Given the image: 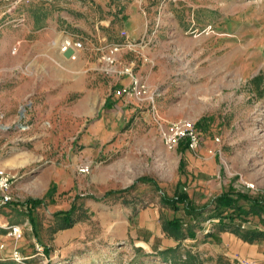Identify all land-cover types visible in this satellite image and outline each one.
Listing matches in <instances>:
<instances>
[{
	"label": "rangeland",
	"instance_id": "rangeland-1",
	"mask_svg": "<svg viewBox=\"0 0 264 264\" xmlns=\"http://www.w3.org/2000/svg\"><path fill=\"white\" fill-rule=\"evenodd\" d=\"M129 2L7 13L0 0V91L26 95L10 110L0 101V160L18 164L4 166L16 180L0 202V264H264V0H135L137 37L116 28ZM63 35L83 43L77 59L60 53ZM114 42L131 46L111 69L102 50ZM124 67L144 94L123 91ZM179 119L195 124L197 148L164 147L161 128ZM182 193L200 218L161 203ZM223 194L242 209L225 208L226 226ZM174 217L183 239L162 230Z\"/></svg>",
	"mask_w": 264,
	"mask_h": 264
},
{
	"label": "built area",
	"instance_id": "built-area-1",
	"mask_svg": "<svg viewBox=\"0 0 264 264\" xmlns=\"http://www.w3.org/2000/svg\"><path fill=\"white\" fill-rule=\"evenodd\" d=\"M8 6L7 13H13L17 7L30 0H2ZM124 33V32H123ZM130 43L114 42L106 45L102 50V60L104 63L112 69L115 64L117 54L124 48L130 47ZM60 53L68 57L69 59H77L78 53L83 49V43L80 39L63 35L60 42L58 43ZM123 73L130 78V83L127 87H123L124 92H130L136 97L142 95L146 91V86L141 83L136 74L130 67H124ZM160 136L164 147L168 150L175 149L179 144L183 143L187 148L194 149L199 146L200 137L199 133L195 128L193 121L189 119H179L167 123L160 130ZM80 172H87L88 167L82 166L79 168ZM16 180V173L5 168H0V202L5 204L11 201V186ZM251 185H247L250 187ZM9 235L13 237H20L21 230L18 226H12Z\"/></svg>",
	"mask_w": 264,
	"mask_h": 264
},
{
	"label": "trees",
	"instance_id": "trees-1",
	"mask_svg": "<svg viewBox=\"0 0 264 264\" xmlns=\"http://www.w3.org/2000/svg\"><path fill=\"white\" fill-rule=\"evenodd\" d=\"M27 204H30V207L33 208L36 205H38L39 203H41L40 199L37 198H29L27 199ZM213 202L216 203V206L219 208L217 212L218 216H219V223L221 226H226L225 224V219L226 218H232V214H227L224 215L223 212L225 210V208H231L233 211H239L242 212L241 208H235L234 207V199L228 195V194H223L220 196H217ZM161 203L164 206L173 208L174 210L178 209V204H183L184 205V210H185V214L193 219H198L202 216L203 214V210L193 206L189 200L186 194L182 193V194H177L173 197H168L165 194L161 195ZM216 207V209H217ZM162 230L164 231V233L169 236L172 237L175 240H179V239H183L184 238V233H183V223L181 221V219L174 217L172 219L169 220H163L162 221ZM188 234H193V230L188 227L187 229ZM243 238L248 239V240H252L254 238H256L257 236H259V234H256L254 231H248L247 233H242L241 235Z\"/></svg>",
	"mask_w": 264,
	"mask_h": 264
},
{
	"label": "crops",
	"instance_id": "crops-1",
	"mask_svg": "<svg viewBox=\"0 0 264 264\" xmlns=\"http://www.w3.org/2000/svg\"><path fill=\"white\" fill-rule=\"evenodd\" d=\"M123 14L129 15V18H127V20L124 21L123 25H118L116 27L117 30H120L124 33H127L133 37H137V28L140 27V24L137 23V20L140 19V15L137 13V4L135 3V0H131V2H129L127 6H124ZM53 74L55 77L58 78L57 82H54V86L56 89V86H57V88L61 86V74L59 72H56V71H54ZM135 74L137 76V73H135ZM125 80H124V83L127 82L128 84L126 83V85H122V86L126 87L130 83V78L126 77ZM72 86H73V84L70 85V87H72ZM25 96H26L25 92L13 91L11 89V87L10 88L5 87L3 90L0 91V101L4 102V104L1 106V108L10 110L13 107L14 102L21 101L23 99V97H25ZM84 101H85L84 102L85 104L84 103L83 104L85 105L84 107L86 109L89 105V101L86 100V98L84 99ZM7 165L14 167V166H17L18 164L11 163L10 161H7V160H0V168H5L4 166H7Z\"/></svg>",
	"mask_w": 264,
	"mask_h": 264
}]
</instances>
